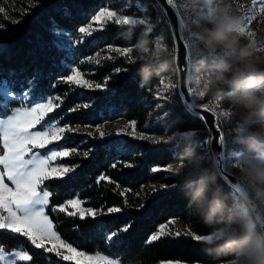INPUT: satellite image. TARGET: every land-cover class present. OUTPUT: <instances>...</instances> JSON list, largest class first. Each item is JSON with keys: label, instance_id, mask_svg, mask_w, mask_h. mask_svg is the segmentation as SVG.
<instances>
[{"label": "trees", "instance_id": "trees-1", "mask_svg": "<svg viewBox=\"0 0 264 264\" xmlns=\"http://www.w3.org/2000/svg\"><path fill=\"white\" fill-rule=\"evenodd\" d=\"M4 1L0 0V5ZM104 8L145 19L147 23L130 26L106 21L102 30H94L92 35L83 38V42L65 40L63 47L53 46V31L68 32L78 38V28L90 23L91 18ZM5 29V33H0V79L7 78L9 71H15L18 79L28 77L35 82L37 87L33 91L45 100L47 97H61L60 101H56L60 107L50 113L43 123L55 119L61 126L72 129L64 134L63 139L35 150L42 154L57 147L77 150L71 156L56 161L75 166L73 172L63 179L53 178L44 182L52 194L46 214L53 220L62 239L90 254L97 251L108 254L109 258L121 264H160L166 260L201 264L231 261L234 254H215L217 244L222 243L218 238L214 244L206 240L197 243L188 234H180L165 235L148 242L158 226L171 218L178 219L188 230L200 235H211L224 227L229 215L237 222L233 227L238 223H251L242 199L218 175L211 158L202 160V172L195 175L204 178L208 201L220 199L226 203L227 210L224 216L214 217L209 223H205L195 205L188 204L186 200L191 192L187 180L192 175L152 170L154 167L194 162L209 154L208 144L202 143L209 138L206 127L199 118L183 108L175 90L164 106L157 107L161 81L174 70L175 54L166 19L155 1L52 0L26 13L17 25L5 21ZM182 32L185 41L195 38V35L186 34L184 29ZM159 40L165 51L158 59L139 57L129 63L124 56L108 51L109 46L124 48L130 44L136 46L141 41H147L148 48H152ZM211 59L230 61L227 53L211 56L208 52H199L196 56L192 52L189 54L191 65L198 60L207 63ZM71 68H78L85 79L101 85L107 78V86L88 89L65 83ZM145 72L150 75L145 77ZM229 90L228 85L211 89L216 96ZM31 99L30 96L29 101ZM17 106L13 102L8 113L3 114H10L11 109ZM165 113L168 115L165 116ZM116 119L135 122L137 132L159 139L181 131H191L192 134L167 145L154 144L150 139L133 138L127 134L98 139L85 130ZM219 125L223 133L224 156L232 151L253 152L247 147L251 142L249 137L237 135L231 126ZM169 148L174 149L173 153ZM85 152L88 153L86 157ZM129 164L132 166H126ZM101 175L111 182L100 181ZM147 184L176 185V188L157 192L142 201L139 207L129 204L128 194L142 190ZM75 198L84 202L83 207L96 209V217L81 220L66 212L52 211L53 207ZM112 206H119L122 210L108 214L107 209ZM127 223H131L129 231L121 232L118 243L110 247L104 237ZM250 235L254 239L253 226ZM0 247L5 251L23 248L32 255L31 264H66L54 254L35 249L26 238L7 231H0ZM209 251L213 254H207Z\"/></svg>", "mask_w": 264, "mask_h": 264}, {"label": "snow or ice", "instance_id": "snow-or-ice-1", "mask_svg": "<svg viewBox=\"0 0 264 264\" xmlns=\"http://www.w3.org/2000/svg\"><path fill=\"white\" fill-rule=\"evenodd\" d=\"M165 3L175 8L173 0H165ZM252 3L253 5L259 3V11L264 10V0H252ZM254 14L246 15V20L253 19ZM3 19H11L12 23L19 22L15 18H10L7 10L0 7V30L5 27L2 23ZM106 21H114L117 25L130 26L147 23L145 19H135L127 15L118 14L116 11L103 9L91 18L90 23L78 28V33L80 34L78 38H74L68 32L53 31L51 33L52 44L61 48L65 40L75 39L77 43L83 42L84 37L92 35L93 24L98 23L99 29L96 30H102ZM178 22L182 24V18ZM173 35L175 39V32ZM190 47V43L186 45V49ZM133 48L134 44L124 48L109 46L108 51L110 53L118 52L121 56L127 58L129 63H132L134 60L139 59V57L131 55ZM108 58H111V56ZM185 59H188L187 50ZM96 63H99V60H96ZM116 71L119 72L121 69H116ZM38 80L39 76H37ZM64 82L88 89H99L107 86V78L104 85L94 83L85 79L84 73L78 68H71L70 75L64 79ZM36 87L37 84L28 77L18 79L15 71H9L7 78L0 79V231H7L24 237L35 249L54 254L55 257L66 262V264H121L117 260L110 259L108 254H102L99 251L90 254L84 250H79L72 243L66 242L56 231L53 220L46 214L52 194L44 186V182L53 178L63 179L73 172L75 166L58 164L56 161L71 156L77 150L57 147L49 149L44 154L35 151L63 139L66 132L72 131L70 127L61 126L59 121L55 119L43 123L50 113L60 107V104L56 101H60L61 97H47L46 102H43L45 98L33 91ZM25 89L28 90L26 91ZM167 90L165 87L161 89L162 92ZM180 95L186 109L191 110L202 122L206 123L204 112L214 117L213 126L217 129L214 139L219 147L223 145V133L216 114L204 108L203 104H198L195 95H192L193 99L191 102L184 99L183 92ZM30 96L32 97L31 101H29ZM169 99L171 98L169 97ZM25 101H28V103L25 104ZM13 102L18 106L12 108L10 114H3L8 113L9 105ZM84 107H88V105H84ZM196 109H200V111H195ZM164 115L167 116L168 113ZM38 125H41V127L37 128ZM131 127L133 129L130 134L132 137L151 139L150 136L137 133L135 122L131 123ZM96 130L100 132L101 137L104 136V133L99 128ZM180 133L181 138L192 134L191 131H181ZM117 134L119 135L120 133L118 132ZM152 142L154 144L169 145L170 136L165 135L160 139L152 140ZM212 142V138H205L202 143L211 145ZM169 151L173 153L174 149L169 148ZM87 155L88 153L85 152L84 156L86 157ZM126 166L130 167L132 165ZM152 170L154 172L171 171L170 165L163 168L154 167ZM99 180L104 181L109 180V178L101 175ZM109 182L111 181L109 180ZM172 188H176V185H161V189L165 192ZM238 188L242 190V185H238ZM83 204L84 202L79 198L70 199L61 206L53 207L52 211L66 212L67 215L78 216L81 220L87 217L95 218L97 210L91 207L85 208ZM69 208L72 211H67ZM121 210L119 206H112L107 209V212L112 214L119 213ZM169 223H174V220L160 225L148 242L151 243L167 235L166 229ZM130 228L131 223L122 225L120 228L109 232L104 239L111 247L113 243H118L117 238L120 233H127ZM176 235L179 236L180 233L177 232ZM188 235L197 243L211 239L208 234L200 235L194 233L191 229H189ZM32 259V255L23 248L9 253L3 247H0V264H21V262L31 264ZM196 264H199V262H196Z\"/></svg>", "mask_w": 264, "mask_h": 264}, {"label": "rangeland", "instance_id": "rangeland-1", "mask_svg": "<svg viewBox=\"0 0 264 264\" xmlns=\"http://www.w3.org/2000/svg\"><path fill=\"white\" fill-rule=\"evenodd\" d=\"M51 1L52 0H5L4 4L0 5V7L5 8L7 10L9 17L17 19L19 21L18 23H20L23 16L26 13L31 12L34 8L41 6L43 3H48ZM173 2L179 12L180 18H182V24H181L182 31L184 29V31H186V34L203 35L202 28L207 27L210 29L213 27L211 24H207L206 22L202 21L200 17L205 15L209 11L210 7L215 6L218 3V0H212V3H210L209 0H173ZM220 6L230 8L231 14L237 21L238 26L244 29V35L240 38V43L244 45L251 44L256 54L258 55L261 54L260 50L264 49V10L259 11V7H260L259 3L253 5L252 0H223V4H221ZM104 9L113 11L108 8H104ZM253 13H255L253 19L246 20V15H251ZM129 17L135 19H141L134 16H129ZM5 21L12 23L11 19H3L2 23L4 25H5ZM197 21L200 22L201 25L200 27L196 26L195 22ZM18 23H12V24L17 25ZM93 29L94 30L99 29V24L98 23L93 24ZM5 32H6L5 27L3 30H0V33H5ZM186 43L191 44V47L188 48V56L189 54H191V52L193 53L194 56H196L199 52H207L204 49L203 44H201L197 39L193 37L189 38L188 41H186ZM161 49H162V45L159 40L154 45V47L148 48L147 51L145 52H141L136 46H134L133 53L131 55L133 57H140L145 59H156L155 54L157 52H160ZM219 53L224 54L223 51H218V53H216L215 55H218ZM227 54L229 55L230 58L229 63H231L234 58L232 57L231 53H227ZM200 64H201L200 60H198L193 65H191L189 62L188 79H189V90L191 95L196 96L197 98L196 102L198 104H203L204 107L214 112L220 124L225 126H231L233 131H235L237 135H245L244 137L246 136L249 137L251 139L250 140L251 142L249 143H254L259 148V151H255V152L253 151L250 154L232 151L228 153V155L224 156V163L226 169L231 174L238 177L244 183V185L247 188L249 197L254 203L259 213V216L261 217L264 223V186L249 181L246 178V176L242 173L241 168L238 167L239 164H242L245 161H252L254 163L260 164L261 166H264V121H262L258 116L250 115L247 110L239 107L238 105H235L229 96L231 88L228 92L219 96H216L212 93L211 89L213 88H211L207 93H205L203 91L204 82L201 80L199 73L197 71V69L200 67ZM176 84H177L176 74H175V70H173L171 74H169L167 77L163 79V83H161V89L165 87L168 90L162 92L160 89V93L157 99L158 101L157 107H162L165 105L166 101L169 100V97L171 96L173 90L176 91ZM222 86L224 85H219L215 88H220ZM204 101H206V103H204ZM43 102H46V100ZM131 123L132 121H127L124 119H116L111 121H105L94 127H87L85 128V130L87 129V131H89L94 137L98 139L111 135H117L118 132L120 134H127L131 136L130 134L133 131L131 127ZM97 128H99L100 131L104 133L103 137H101L100 132L96 130ZM137 133L150 136L151 141L155 139H159V137L156 136H151L141 132H137ZM180 138H181V133L174 134L170 137V142L174 140H178ZM208 158H211L210 152L209 154L196 159L194 162L177 163L170 165V169L171 171L177 173H184L189 175L199 174L200 172H202V167H201L202 160ZM161 190H162L161 185L147 184L142 190L129 193L128 194L129 196L127 197V202L132 206L139 207L141 206L142 201L146 200L148 197L156 194ZM244 206L247 212L249 213L252 226L255 228L254 239H258L264 242V237L262 235V232L259 226L257 225V222L255 221L253 215L251 214L250 209L245 203ZM171 220H174V223H169L168 228L166 229V232L168 233L167 235L175 236L177 232H179L180 234H188L189 232L188 228L184 224H182L178 219L171 218L166 223H168ZM155 232H153L151 236ZM209 236L211 237V239L218 238L216 236V232ZM16 250L17 249L6 252L10 253ZM160 264H196V263H185L177 260H166V261H162ZM221 264H230V261Z\"/></svg>", "mask_w": 264, "mask_h": 264}, {"label": "clouds", "instance_id": "clouds-1", "mask_svg": "<svg viewBox=\"0 0 264 264\" xmlns=\"http://www.w3.org/2000/svg\"><path fill=\"white\" fill-rule=\"evenodd\" d=\"M212 3V0H209ZM223 0L209 8V11L200 17L212 28H202L203 35L195 34L204 49L211 55L218 51L231 53L234 58L231 63L225 60L211 59L204 63L201 61L197 69L201 80L204 82L203 91L207 93L211 88L219 85H228L231 88L229 96L235 105L245 109L252 116H258L264 121V49L261 54H256L251 44H241L240 38L244 35V29L238 26L237 21L231 14V9L221 7ZM200 27V22H195ZM136 47L145 52L148 49V42L141 41ZM155 54L158 59L162 52ZM145 77L150 73L145 72ZM250 151H259L254 143L247 145ZM183 163V162H182ZM242 173L246 178L255 184L264 186V166L252 161H245L239 164ZM191 188L188 204H194L198 213L201 214L205 223H209L214 217L224 216L227 205L220 199L208 201V189L203 177L195 174L187 180ZM237 223L229 215L224 227L216 230V236L222 243L217 244L215 254H234L230 264H264V242L251 238V223ZM209 244L216 243V239L207 241ZM207 254L211 255L212 252Z\"/></svg>", "mask_w": 264, "mask_h": 264}, {"label": "water", "instance_id": "water-1", "mask_svg": "<svg viewBox=\"0 0 264 264\" xmlns=\"http://www.w3.org/2000/svg\"><path fill=\"white\" fill-rule=\"evenodd\" d=\"M157 6L159 7L161 13L166 19L168 29L171 35L173 49H174V70L176 74V94L181 102L183 108L190 113L191 115L197 117L195 114L192 113L191 110L186 109L184 103L181 99V92L184 93V99L188 100L189 102L192 101L193 97L189 90V56L188 59H185V53L188 49H186V41L183 36L182 32V25L178 22L180 19L179 12L177 8H173L165 3V0H154ZM175 32L176 38L174 39L173 33ZM204 107V106H203ZM206 108V107H204ZM208 109V108H206ZM195 111H200V109H196ZM211 111V110H210ZM203 115L206 117V123L203 122L204 126L206 127L209 138L213 139L211 145L208 144L209 152L211 155V159L213 164L216 168L218 175L234 190V192L242 199V201L248 206L253 215L257 225L259 226L262 235L264 237V223L259 216V213L249 197L248 191L244 183L235 175L231 174L225 167L224 163V150L223 145L220 147L217 145L214 135L217 131L216 127L213 126L214 117L207 112H204ZM238 185H242V190L238 188Z\"/></svg>", "mask_w": 264, "mask_h": 264}, {"label": "crops", "instance_id": "crops-1", "mask_svg": "<svg viewBox=\"0 0 264 264\" xmlns=\"http://www.w3.org/2000/svg\"><path fill=\"white\" fill-rule=\"evenodd\" d=\"M69 150V149H68ZM7 182V181H6Z\"/></svg>", "mask_w": 264, "mask_h": 264}]
</instances>
